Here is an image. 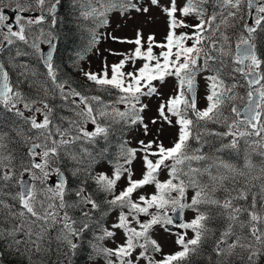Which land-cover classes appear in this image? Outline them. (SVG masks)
Segmentation results:
<instances>
[{
  "label": "snow or ice",
  "instance_id": "1",
  "mask_svg": "<svg viewBox=\"0 0 264 264\" xmlns=\"http://www.w3.org/2000/svg\"><path fill=\"white\" fill-rule=\"evenodd\" d=\"M79 3L81 16L95 17L100 25L108 23L113 10L148 11L132 0ZM151 3L159 6V0ZM60 4L16 0L12 19L0 6V109L19 121L6 126L0 122V219L7 213L13 221L10 227H0V238L6 232L18 249L29 245L39 252L49 230L56 229L55 239L67 248L66 255L75 256L86 244L89 259H102L103 264H204L206 254L208 264H255L264 254V167L252 174L249 149L264 163V51L257 45V36L264 33V0H184L182 5L170 0L162 9L168 17L164 42L156 44L149 35L142 50L138 32L134 41H121L136 48L111 65L110 76L107 65L100 74L85 73L102 90H116L110 102L66 87L67 81L58 78L54 29ZM45 23L47 31L38 28ZM21 43L32 49L45 73L17 62V57L28 55L17 47ZM154 46L161 49L158 55ZM137 58L145 63L133 72L123 71ZM10 68L19 69L15 83ZM202 74L206 107L199 108L197 78ZM166 77L176 79L177 92L159 104L158 113L160 120L177 128L176 139L171 146L157 140H141L139 148L121 144L123 163L117 160L111 176L101 172L91 177L97 190L111 197L98 201L86 182L97 157L108 151L112 124L139 123L147 135L140 113L148 105L142 97L158 95L153 82ZM24 82L27 91L21 89ZM63 108L73 116L60 115ZM100 140L105 146L95 147ZM16 142L28 146L19 163L9 147ZM137 153L143 172L134 179L131 165ZM65 157L75 162L71 170L58 164ZM73 178L82 179L73 186ZM122 178L125 185L117 192ZM74 209L78 216L70 215ZM186 210L192 213L187 220ZM97 211H115V220L105 226L102 217L94 215ZM158 227L175 237V250L164 252L153 235ZM118 234L122 242H117Z\"/></svg>",
  "mask_w": 264,
  "mask_h": 264
},
{
  "label": "rangeland",
  "instance_id": "2",
  "mask_svg": "<svg viewBox=\"0 0 264 264\" xmlns=\"http://www.w3.org/2000/svg\"><path fill=\"white\" fill-rule=\"evenodd\" d=\"M132 3L136 4L141 9L147 8L148 11H136L135 9H129L128 11L121 14L120 11H112L108 16V23L106 25H101L98 27V42L93 46L92 51L81 58L80 63V72L84 78L87 79L85 73L92 72L100 74L102 73L105 65L108 66L109 76L111 75V65L118 63L121 59L124 58V54H131L134 52L136 48L135 43L121 42V41H134L136 39L137 33L139 32L142 36V45L143 49L147 48V38L149 35H153L155 37L156 44L164 42L165 36L168 32V17L162 11L164 7H168L170 4V0H159V6L153 5L151 0H132ZM184 0H178V4L182 5ZM16 5V0H0V6L4 7L5 15H7L10 19L13 18L12 8ZM59 10V8H58ZM194 20V18H193ZM48 24L45 23L38 28H43L45 31L48 30ZM185 31H187L185 29ZM116 37L117 39H113ZM190 43V42H189ZM17 47L23 52H27L28 55H24L27 60V64L33 70H35L39 74H43L45 72L43 68H41L38 64V57L32 54V49L27 46L18 44ZM40 47L42 49H46L47 45L45 43H41ZM13 47L11 48V55L13 54ZM153 51L155 54H159L161 49L159 47H153ZM15 53V52H14ZM113 53H119L114 55ZM9 52L4 53V58H7ZM19 58H22L20 56ZM21 63H24L23 60ZM38 63V64H37ZM145 63L143 58H137L135 62H127L123 71L125 72H133L140 68ZM154 63V62H153ZM36 64V65H34ZM33 67H32V66ZM42 65V64H41ZM37 67V68H36ZM10 75L13 76L12 81L17 82V78L19 75V69L10 68ZM203 75L199 76L198 79V97H197V106L199 108L206 107L205 95L207 92L206 89V81L203 79ZM11 76V77H12ZM43 78V77H41ZM20 80H23V77H19ZM88 80V79H87ZM90 81V80H89ZM94 83L93 81H90ZM158 89V95H153L151 97H142V102L147 104L148 107L140 113L143 116V123L148 125V133L147 135L144 132V128L142 124H130L125 121H120L118 124L130 126V131L127 134V142L128 148H139V141L144 140L145 142L149 140H157L163 142L165 146H171L174 140L176 139L177 128L174 126H169L166 122L159 119L158 106L160 103L165 102L170 96H174L177 92V82L174 77H166L163 82L154 81L153 82ZM95 84V83H94ZM67 87V86H66ZM21 89L24 91L28 90L27 82L21 84ZM242 91V90H241ZM57 105L61 103L58 98L54 101ZM59 102V104H58ZM117 108L121 111L124 110V105L116 104ZM66 113H72L69 108H63ZM62 109H60V113ZM27 115V112L25 113ZM73 114V113H72ZM173 121H175V117H172ZM153 120H156V123H152ZM91 125L89 128L91 129ZM119 141H117L118 144ZM20 143V142H19ZM24 144V143H23ZM27 146V145H26ZM243 148V142H242ZM28 147V146H27ZM15 149V148H13ZM121 147H117V156L119 157V162L123 163V159L120 157ZM251 152V160L254 165L252 169V174H259V170L261 167H264V163H262V158L257 154V152ZM17 157V156H16ZM20 158L17 157V163H19ZM115 164H109L107 162H103L96 166V168L91 172V176L88 177L89 180H93L91 177L95 176L97 173H107L109 176L112 174V170ZM55 166V165H54ZM132 170L134 173L133 178L139 179L143 172V164L140 159V153H137V158L133 161ZM161 179L166 178V173L161 174ZM52 183L55 182V177L52 178ZM80 183V182H79ZM256 183H259L257 181ZM125 185V181L122 180L118 183L117 192H119ZM147 191H152L151 187L146 189ZM111 197H109L110 199ZM11 202V201H9ZM105 211V209H104ZM98 219L102 217L104 225L110 226L111 222L115 220L116 212H108L107 215H103L102 212L97 211L94 213ZM192 213L186 210L185 220L191 217ZM18 223V221H16ZM13 221L9 220L7 217V213H4L3 219H0V227L7 228L10 227ZM175 231H179L176 229ZM173 231V232H175ZM57 235L56 229H50L48 233V239L45 240L41 251L36 252L34 246L29 245H21L19 249L13 243H11V238L7 236V233H3V237L0 238V264H67L66 256L59 257L64 252L67 251L59 241L55 239ZM154 238L158 240L161 244L164 252H170L176 249V245L174 243L175 237L170 235L168 232H165L161 228H157L153 233ZM191 235V233H189ZM91 236L88 235V239ZM117 242H122V234H118ZM107 246L115 247V243L112 241H105ZM11 244V247L9 246ZM263 255V254H262ZM260 255L256 258L255 264H260ZM50 256V257H49ZM53 256V257H51ZM159 258V257H157ZM89 264H103L102 259H93L88 261ZM143 264V262H141Z\"/></svg>",
  "mask_w": 264,
  "mask_h": 264
},
{
  "label": "trees",
  "instance_id": "3",
  "mask_svg": "<svg viewBox=\"0 0 264 264\" xmlns=\"http://www.w3.org/2000/svg\"><path fill=\"white\" fill-rule=\"evenodd\" d=\"M95 6L99 7L98 4ZM86 7L87 6H85V8ZM82 10L84 9L81 8L79 0H61V4L59 6V10L57 13L58 23L54 29V35L56 37L54 40L56 43L54 65L57 67L58 78L61 81H67L66 86L70 85L71 88H74L76 91H79L84 95L87 96L99 95L104 99L105 102L114 101L117 96L116 90H111V94H110L108 91L102 90L101 88H99V86L84 78L80 72L81 58L82 56L90 53L92 51V48H94L93 46L96 43H93V35H95L96 37L98 36V27L101 26L99 20L95 17H89L87 19L82 17L81 16ZM113 11L116 12L119 10H113ZM111 12L107 14V18L111 14ZM259 50L264 51V49H260V48ZM41 64L42 62H40L38 65L44 69L43 72H46V69L44 68L43 64L42 65ZM58 100L60 101L59 98ZM60 115H64L68 117L73 116L72 113L69 112L66 113L64 109H62ZM13 121L19 123V121L17 120V118L14 116L13 113H7L4 112L2 109H0V122H2L6 126L11 124ZM65 126H66V122H65ZM214 127H216L217 130H221L220 125H215ZM129 131H130V126L128 124L126 125H121L118 123L112 124V132L109 136L108 151L102 157H97V162L92 165L91 172L96 168V166L102 164L103 162L104 163L107 162L109 164H115L117 160H119V157L116 155L117 147L121 146V144H124L128 148V142L126 137ZM117 141H119L118 144ZM104 146H105L104 141L100 140L98 145L95 147L99 148ZM9 147L12 149L15 148L14 154L19 158L24 157L27 151V146L19 142L13 143ZM241 157H243V148L241 151ZM242 162L243 160L241 159L240 163ZM58 164L62 169L71 170L72 167L75 165V162L65 157L60 161H58ZM80 179L73 178V186L78 185ZM86 184L89 192L96 193L94 198H96L98 201L109 199L110 197L109 195L99 192L97 190V185L94 180H89L87 178ZM105 211H107V209H105ZM70 215L78 216L79 211L75 209L70 210ZM88 235L92 236L91 233H88L87 238ZM89 239H91V237ZM90 251L91 250L88 248L86 244H82L81 247L77 250L75 256H72L71 254L66 255L67 253L66 251L59 257L66 256L67 264H69L70 260H71V264H89L88 261L93 260V259H89ZM203 261L204 264H208L207 254L204 256ZM237 264H239V261H237ZM260 264H264V254L260 257Z\"/></svg>",
  "mask_w": 264,
  "mask_h": 264
},
{
  "label": "flooded vegetation",
  "instance_id": "4",
  "mask_svg": "<svg viewBox=\"0 0 264 264\" xmlns=\"http://www.w3.org/2000/svg\"><path fill=\"white\" fill-rule=\"evenodd\" d=\"M263 37H264V33H261V34H259V35L257 36V45H258V48H260V49H264V40H263ZM13 50H14V51H12V52H13V54H15L14 52L16 51V47H13ZM22 51H23V50H22ZM24 58H25V56H22V58L17 57V62L21 63L22 61H20V60H23V62H24L25 64H27V60L24 59ZM29 65H30V64H29ZM11 76H12V75H11ZM11 78H13V76H12Z\"/></svg>",
  "mask_w": 264,
  "mask_h": 264
},
{
  "label": "water",
  "instance_id": "5",
  "mask_svg": "<svg viewBox=\"0 0 264 264\" xmlns=\"http://www.w3.org/2000/svg\"><path fill=\"white\" fill-rule=\"evenodd\" d=\"M55 53H56V50H55ZM55 53H54V56H55Z\"/></svg>",
  "mask_w": 264,
  "mask_h": 264
}]
</instances>
